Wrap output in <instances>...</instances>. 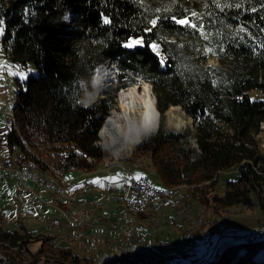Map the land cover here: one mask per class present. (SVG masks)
Instances as JSON below:
<instances>
[{
	"label": "trees",
	"instance_id": "1",
	"mask_svg": "<svg viewBox=\"0 0 264 264\" xmlns=\"http://www.w3.org/2000/svg\"><path fill=\"white\" fill-rule=\"evenodd\" d=\"M179 19L188 25L177 24ZM0 21L6 57L37 70L36 76L17 81L6 135L8 155L18 152L17 166L34 160L61 174L96 170L104 159L98 134L117 93L146 82L160 124L136 154L150 159L165 188L196 190L198 205H208L217 216L234 205L254 206V199L264 213V152L256 138L264 124V0H0ZM132 38L143 45L125 47ZM210 58L218 66H205ZM106 61L115 68L113 93L87 108L82 102L87 81ZM170 106L192 119L195 147L187 143L188 134L165 129ZM232 169L235 181L208 198L219 175ZM28 237L0 226L1 244H24ZM260 247L217 248L191 263L264 264L255 257ZM29 255L57 257L63 264L80 261L49 239ZM160 255L145 262L142 253L141 262L157 264ZM171 257L167 264L186 261Z\"/></svg>",
	"mask_w": 264,
	"mask_h": 264
},
{
	"label": "rangeland",
	"instance_id": "2",
	"mask_svg": "<svg viewBox=\"0 0 264 264\" xmlns=\"http://www.w3.org/2000/svg\"><path fill=\"white\" fill-rule=\"evenodd\" d=\"M0 28H3V23L0 24ZM3 32L0 34V38ZM135 39L140 38H132L131 40ZM1 54V58L6 59V63H3V61L0 63V66H5L0 71V82L5 84L10 89L9 92L14 95V98H10L12 109L17 91V81L24 82L29 76H36L37 70L31 63L26 67H21L19 64L12 62L6 58L0 48ZM205 66L216 67L218 61L215 58H210ZM8 68H11L12 71L19 69V71L26 73V78L21 79L18 75H10ZM87 86L88 81L82 101L85 100ZM112 93L113 85L109 91L103 93V98H100L93 106L100 105L101 100L108 98ZM116 99H114L106 118L110 116L112 109L117 108ZM183 117H186L184 112ZM106 118L104 122L107 120ZM163 123L167 131L188 134L186 137L187 143L191 147H195L191 124L180 131L171 130L167 126L166 113L163 117ZM256 138L261 152H264L262 150L264 125ZM98 145L104 155V159L98 168L108 164L109 167L113 168V171L117 169L118 183L123 179L124 169L126 168L130 171L129 178L133 177L135 179L139 175L140 179L147 178L155 188L168 190L160 181L150 159L147 156L136 154V146L128 152L124 151L122 158L116 159L109 151L103 150L100 145V138ZM17 156L18 152H14L11 156L6 154L0 159L6 157L15 164ZM88 162L91 163L93 160ZM42 169L45 171L49 169L44 173L47 177L58 170L48 163ZM81 173L85 172L77 171L76 175L80 179L75 180L72 184L64 185L63 188L65 195L77 188L78 191L74 195V201H64L62 199L67 200L64 196L59 198L49 190L34 187L36 194L45 200L43 205L36 204L33 201L34 193L22 186L17 179L0 176V226L6 232H17L22 236H30V238L23 240L26 241L24 244L22 241L12 246L0 243V264H3L2 258L8 260L3 254L10 256L22 254L18 259L11 258L16 264H28L30 261L40 262L42 259L48 258L43 255H29L39 251L43 239H49V243L54 246L70 249L73 254L79 256L80 261L78 264H142L140 254L143 253V261L148 262L154 259L152 256L156 252H161L162 255H160L157 264L169 263L172 260L171 254H176L179 258H186L184 264H193L194 262L191 263L193 258L202 259L205 257L207 259L214 249L220 248V250H223L236 245H250L243 240L234 239V237L256 229L258 226L254 227L264 220V213L259 208L257 199H254V206L247 208L243 205H234L228 208L225 213L222 212L217 216L214 215L208 205H198L195 199L196 190L189 191L186 188L170 190L171 207L165 208L156 214H143L147 217L140 220L130 213L126 207L125 200L130 198V194L129 185L125 183V178L124 183L122 182L120 186H116L115 190L112 191L105 187L104 183L89 187L88 183L90 181L85 180L80 175ZM236 178L237 172L235 169L221 173L219 175V185L217 183L214 192H209L207 197L210 198L213 193L221 195L226 182L235 181ZM76 185H80V187H75ZM60 200L67 202L65 209L59 205ZM112 217H115V220H112ZM53 219L60 220L61 225L51 226L50 223ZM88 223H94L98 228L87 230L90 228L86 225ZM79 224H83V226L78 227ZM101 227L106 228V234L102 233L104 229ZM93 231L97 232L92 235L87 234ZM221 239H223V245L226 242L229 245L224 246L225 248L220 247ZM189 252L191 253L190 256L188 255ZM255 257L257 260H264V242H262ZM51 258L55 260V263L63 264V261H59L57 257ZM65 264L74 263L68 261ZM199 264H202V261Z\"/></svg>",
	"mask_w": 264,
	"mask_h": 264
},
{
	"label": "bare ground",
	"instance_id": "3",
	"mask_svg": "<svg viewBox=\"0 0 264 264\" xmlns=\"http://www.w3.org/2000/svg\"><path fill=\"white\" fill-rule=\"evenodd\" d=\"M106 64V62H103L97 65L88 80L84 100L87 105H93L100 98H103V93L109 91L113 85V77H115V75L110 65ZM116 98L117 108L111 110L110 116L107 118L106 122L102 124L103 126L100 129L98 137H100V145L103 150L109 151L116 159H119L122 158L124 151L128 152L132 150L134 146L139 145L146 137L153 134L160 123L154 102V95L148 83L141 82L140 84L129 86L118 92ZM166 116L168 128L174 131L183 130L191 124V119L187 116L184 118L183 111L177 106H170L166 112ZM263 125L264 124L261 123L259 132L261 128H263ZM262 146V150H264V141ZM90 160L92 159H87V161ZM3 170L6 171V173H11L12 164H4ZM22 171L27 174H33L41 180L44 178V184L34 183V187L49 190L59 198L64 196L67 201H73V195H65L62 186L64 179L59 170H55L56 172L50 177H47L44 173L49 171V169L45 171L41 168L40 164L34 160H26L25 163H22ZM167 193L170 194V190H167ZM126 207L128 211L134 215L156 214V211L151 209V202L126 203ZM53 220H55L56 225H61L60 220ZM81 226H83V224L78 225V227ZM87 226L92 227V225ZM260 226H264V220L260 223ZM3 255L8 258L9 264H16L11 258L17 257L7 254ZM20 255L22 256V254ZM8 260L2 258V261H5L7 264ZM54 263V259L45 258L40 262L30 261L28 264Z\"/></svg>",
	"mask_w": 264,
	"mask_h": 264
},
{
	"label": "built area",
	"instance_id": "4",
	"mask_svg": "<svg viewBox=\"0 0 264 264\" xmlns=\"http://www.w3.org/2000/svg\"><path fill=\"white\" fill-rule=\"evenodd\" d=\"M4 164L12 163L4 162L0 164V168L2 170ZM2 174V171H0V175ZM8 174L17 179L22 186L34 193L33 201L36 204H45V200L41 199L33 189L34 183L44 184L43 180L35 177L33 174H27L22 171V164L17 167L12 165V171ZM128 185L130 187V198L125 200L126 203L151 202V209L156 211V213H159L163 209L171 206L172 200L170 198V194L167 193V190L155 188V186L147 178H141L139 180H136L133 177L128 178ZM50 225L57 226L55 224V220L51 221ZM87 225L91 224L88 223ZM103 233H106V228H104ZM234 239L243 240L250 245L262 244V242H264V226H260L259 224L256 229L245 232L241 236L237 235ZM2 263L7 264L5 261H2Z\"/></svg>",
	"mask_w": 264,
	"mask_h": 264
},
{
	"label": "crops",
	"instance_id": "5",
	"mask_svg": "<svg viewBox=\"0 0 264 264\" xmlns=\"http://www.w3.org/2000/svg\"><path fill=\"white\" fill-rule=\"evenodd\" d=\"M1 57H2V54L0 55V58ZM5 60L6 59L1 58L0 63H2V61H3V63H6ZM9 90L10 89H8V87L5 84L0 82V158L5 156L6 154H8L7 153L6 135H7V132H8V130L11 127L12 122H13L10 98L11 97L14 98V95L12 94V92H9ZM12 90L14 91V88ZM6 161L11 162L14 167H17V165L14 164L13 161H11L9 158H6V157L0 159V164L4 163ZM124 170L125 171L123 173V179L120 181V183H118L119 179L116 177L117 169L113 171V168L109 167L108 164L102 165L96 171H93V172H90V173H81L80 175L82 177H84L85 180H89L90 181V183H88L89 187H91L93 185H96V184L104 183L105 187H107L110 190L114 191L116 186H120L122 182L124 183V178H125V183L128 184V178H129V175H130L129 174L130 171L128 169H126V168ZM0 171H2V173H3L2 175H0L1 177H12L8 173H6V171L2 170L1 168H0ZM76 173H77V171L70 170V171H67V172H65L63 174V179H64L63 188H64V185L72 184V183H74L75 180L80 179V178H78V175H76ZM66 175H68V177H66ZM113 177H115L116 179L112 180L111 178H113ZM94 180H98L99 183H92V181H94ZM75 187H80V185H76ZM77 191L78 190L76 188L73 192H70V193H67V194L74 196ZM129 194H130V187H129ZM74 199H75V197H74ZM74 199H73V201H74ZM62 200L67 201L65 199H62ZM66 203L67 202H63V201L60 200L59 205L62 206V208L64 207V209H65L66 205H67ZM113 219L115 220V217H112V220ZM90 224L92 225V227L88 228L87 230H89L91 228L92 229H97L98 228L96 225H94V223H90ZM257 226H258V224L254 228H256ZM104 228L105 227H103L102 229H104ZM103 231H102V233H103ZM96 232L97 231L88 232L87 234L88 235H92V234H95ZM103 234H106V233H103ZM94 236H96V235H94ZM220 242H221L220 247L225 248V247H227V245H229L228 242H226L223 245V239H221Z\"/></svg>",
	"mask_w": 264,
	"mask_h": 264
},
{
	"label": "snow or ice",
	"instance_id": "6",
	"mask_svg": "<svg viewBox=\"0 0 264 264\" xmlns=\"http://www.w3.org/2000/svg\"><path fill=\"white\" fill-rule=\"evenodd\" d=\"M104 22H105V23H109V21H108L107 18H105ZM175 22H176L177 24H181V25H188V23H189V21H188L187 19H179V20H175ZM0 24H2V21H0ZM151 24L153 25V27H155L156 24H157V21H156V20H152V21H151ZM192 26L195 27V25H192ZM150 30H151V29H149V31H150ZM2 32H3V28H0V34H2ZM137 45H141V46H142V45H143V41H142L141 39L130 40V41H129L127 44H125L124 46H125V47H129V48H131V47H135V46H137ZM151 47L153 48V50H156V49L158 48V45L155 44V43H153V44L151 45ZM4 67H5V66H0V71H2ZM8 71H9V74H10V75H18V76H20L21 79L26 78V73L19 71V69H17L16 71H12L11 68H8ZM111 179H112V180H115L116 178L113 177V178H111ZM135 179L139 180V179H140V176L137 175V176L135 177ZM92 183H99V181H98V180H94V181H92Z\"/></svg>",
	"mask_w": 264,
	"mask_h": 264
},
{
	"label": "water",
	"instance_id": "7",
	"mask_svg": "<svg viewBox=\"0 0 264 264\" xmlns=\"http://www.w3.org/2000/svg\"><path fill=\"white\" fill-rule=\"evenodd\" d=\"M106 65H110V68H112V71L114 72V70H115V68H114V65L113 64H111V62L110 61H106ZM150 85V84H149ZM150 88H151V85H150ZM151 90H152V88H151ZM120 92V91H119ZM152 93H153V91H152ZM154 95V94H153ZM83 102V104L85 105V107H87V108H89V107H91V106H93V105H87L86 103H85V101H82ZM154 102H155V106H156V103H157V101H156V98H155V96H154ZM177 107H179V106H177ZM179 109H181V107H179ZM157 112H158V110H157ZM167 112V111H166ZM165 112V113H166ZM165 115V114H164ZM158 118H159V123H160V113L158 112ZM107 119V118H106ZM106 122V121H105ZM104 122V123H105ZM191 125H192V127H193V121H192V119H191ZM158 128H159V124H158V127H157V129L155 130V132L158 130ZM99 133H100V131H99ZM149 137V136H148ZM98 138H100V137H98ZM147 138V137H146ZM141 144V143H140ZM140 144L139 145H137L136 147H138V146H140ZM226 251H224L223 252V254L225 253ZM223 254H222V256H223Z\"/></svg>",
	"mask_w": 264,
	"mask_h": 264
}]
</instances>
